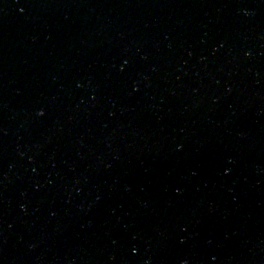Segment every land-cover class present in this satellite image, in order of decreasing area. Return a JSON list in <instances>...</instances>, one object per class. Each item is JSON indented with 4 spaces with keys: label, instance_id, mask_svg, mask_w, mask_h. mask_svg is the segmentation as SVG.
<instances>
[{
    "label": "water",
    "instance_id": "obj_1",
    "mask_svg": "<svg viewBox=\"0 0 264 264\" xmlns=\"http://www.w3.org/2000/svg\"><path fill=\"white\" fill-rule=\"evenodd\" d=\"M0 264H264V0H0Z\"/></svg>",
    "mask_w": 264,
    "mask_h": 264
}]
</instances>
